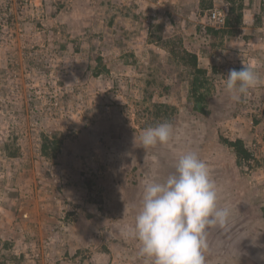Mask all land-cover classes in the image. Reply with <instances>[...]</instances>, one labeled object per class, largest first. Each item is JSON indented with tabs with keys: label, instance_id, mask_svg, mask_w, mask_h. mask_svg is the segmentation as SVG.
<instances>
[{
	"label": "rangeland",
	"instance_id": "rangeland-1",
	"mask_svg": "<svg viewBox=\"0 0 264 264\" xmlns=\"http://www.w3.org/2000/svg\"><path fill=\"white\" fill-rule=\"evenodd\" d=\"M243 64L261 83L234 102ZM161 123L169 142L143 148ZM188 151L230 209L205 264H264V0H0V264H154L123 233Z\"/></svg>",
	"mask_w": 264,
	"mask_h": 264
},
{
	"label": "clouds",
	"instance_id": "clouds-1",
	"mask_svg": "<svg viewBox=\"0 0 264 264\" xmlns=\"http://www.w3.org/2000/svg\"><path fill=\"white\" fill-rule=\"evenodd\" d=\"M261 83L256 70L243 64L231 69L224 88L234 102ZM172 125L161 123L141 135L143 148L167 144ZM175 171L163 182L146 181L134 225L123 233L140 244V253L154 264H205V236L211 226L224 227L229 207L218 205V189L207 163L195 151L179 156Z\"/></svg>",
	"mask_w": 264,
	"mask_h": 264
},
{
	"label": "trees",
	"instance_id": "trees-1",
	"mask_svg": "<svg viewBox=\"0 0 264 264\" xmlns=\"http://www.w3.org/2000/svg\"><path fill=\"white\" fill-rule=\"evenodd\" d=\"M189 59H190V65L192 66V68L194 69V72L196 73H200L201 75H205L206 69L200 68L199 64H198V56L195 53H188ZM199 81V82H198ZM202 82L200 81L199 78H196L193 81L194 84V89L197 91L199 89V85ZM198 110L200 111H205V108L203 107H197ZM48 139L45 137L44 142L42 144V152L44 154H48L49 153V148L50 146L47 144ZM224 143L229 145L230 147H232L234 149V152L236 153L237 157L241 160H248L251 158V152L247 149V147L244 145L243 140L242 139H236V140H229L226 139L224 140Z\"/></svg>",
	"mask_w": 264,
	"mask_h": 264
},
{
	"label": "built area",
	"instance_id": "built-area-1",
	"mask_svg": "<svg viewBox=\"0 0 264 264\" xmlns=\"http://www.w3.org/2000/svg\"><path fill=\"white\" fill-rule=\"evenodd\" d=\"M209 18L218 25H224L227 21V11L223 7H214L210 10Z\"/></svg>",
	"mask_w": 264,
	"mask_h": 264
}]
</instances>
